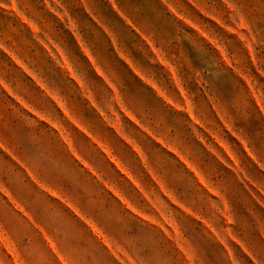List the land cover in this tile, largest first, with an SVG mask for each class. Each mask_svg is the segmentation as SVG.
I'll return each instance as SVG.
<instances>
[{
	"label": "rangeland",
	"instance_id": "obj_1",
	"mask_svg": "<svg viewBox=\"0 0 264 264\" xmlns=\"http://www.w3.org/2000/svg\"><path fill=\"white\" fill-rule=\"evenodd\" d=\"M0 264H264V0H0Z\"/></svg>",
	"mask_w": 264,
	"mask_h": 264
},
{
	"label": "clouds",
	"instance_id": "obj_2",
	"mask_svg": "<svg viewBox=\"0 0 264 264\" xmlns=\"http://www.w3.org/2000/svg\"><path fill=\"white\" fill-rule=\"evenodd\" d=\"M193 50L196 52L197 56L196 58L200 61V57H199V54L197 53V51L193 48ZM203 67L201 69L205 70V71H208V72H211L213 75H210L212 77L215 78V74L218 73L220 70L214 66H211V63L210 61L208 63H203V62H200Z\"/></svg>",
	"mask_w": 264,
	"mask_h": 264
}]
</instances>
